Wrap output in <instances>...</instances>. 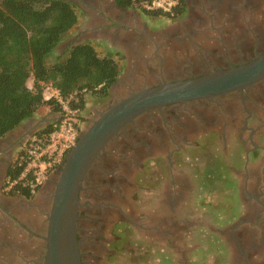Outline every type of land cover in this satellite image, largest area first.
<instances>
[{"label": "flooded vegetation", "instance_id": "1", "mask_svg": "<svg viewBox=\"0 0 264 264\" xmlns=\"http://www.w3.org/2000/svg\"><path fill=\"white\" fill-rule=\"evenodd\" d=\"M66 1L90 16L89 24L98 21L102 29L114 28L109 44L123 55L121 73L95 114L81 110L80 133L131 92L240 66L264 55V0H186L184 11L174 16L153 14L156 9L139 0L127 7L118 0ZM93 29L81 35L91 37ZM56 50L60 53V45ZM48 121L38 120L31 129L23 123L16 128L21 131L17 136L14 130L0 138V220H7L3 223L10 235L27 237L25 264L44 259L42 237L52 192L68 153L32 197L16 189L21 180L9 184L10 170L32 138L51 125ZM189 160L198 166L189 170ZM191 169L201 174L202 187L212 188H203V197H222L213 208L227 213L224 228L205 225L188 213L195 190ZM141 181L143 186L146 181L152 184L150 192L161 197L160 213L139 206L137 199L145 206L146 194ZM79 199L82 264H139L161 247L158 264H210L196 253L201 245L187 243L194 232L204 245L207 233L222 234L223 264H264V80L243 92L171 103L137 115L92 164ZM181 242L182 249L177 247ZM130 245L139 252L131 253Z\"/></svg>", "mask_w": 264, "mask_h": 264}, {"label": "trees", "instance_id": "2", "mask_svg": "<svg viewBox=\"0 0 264 264\" xmlns=\"http://www.w3.org/2000/svg\"><path fill=\"white\" fill-rule=\"evenodd\" d=\"M118 2L127 7L134 0ZM184 5L180 0L176 11L182 13ZM78 21L76 6L66 0H0V138L43 106L62 111L55 97L45 98L46 85L51 84L79 109L85 106L86 92L107 96L121 73L112 54L100 55L92 42H83L72 46L65 58L58 54L51 62L58 44ZM30 78L32 87L28 85ZM55 125L39 134H48ZM27 164L25 153L11 168L10 179L19 178ZM32 177L30 173L26 179ZM16 187L28 197L34 195L22 183Z\"/></svg>", "mask_w": 264, "mask_h": 264}, {"label": "water", "instance_id": "3", "mask_svg": "<svg viewBox=\"0 0 264 264\" xmlns=\"http://www.w3.org/2000/svg\"><path fill=\"white\" fill-rule=\"evenodd\" d=\"M264 80V55L185 80L162 81L111 103L80 133L58 171L48 211L45 254L41 264H82L78 240L79 193L92 164L108 143L137 115L171 103L213 98Z\"/></svg>", "mask_w": 264, "mask_h": 264}, {"label": "rangeland", "instance_id": "4", "mask_svg": "<svg viewBox=\"0 0 264 264\" xmlns=\"http://www.w3.org/2000/svg\"><path fill=\"white\" fill-rule=\"evenodd\" d=\"M186 1V0H184ZM78 9V7H76ZM79 11V10H78ZM91 17L89 16V18L82 14L79 11V21L78 23L75 25V27L69 32L70 33H75L76 31H81L84 28H86L89 25ZM178 20V19H177ZM164 28H166L165 26H162ZM171 27V26H169ZM79 33V32H78ZM60 54L59 51H55L54 55L51 57V62L54 61V57L55 55ZM119 52H116L115 56L117 57V59L119 60V62L122 61V57L123 55H119ZM114 56V57H115ZM57 57V56H56ZM122 63V62H121ZM28 85L30 87L33 86V78H30L28 80ZM50 86V87H49ZM58 94V90H56V88H54L51 84L46 85L45 87V97L46 96H50L52 95V93ZM84 102H85V106L83 108L86 109V111H84V114L88 115H92L93 113L95 114L94 108L96 106H99V102L101 103V96L99 95H94L92 92H86L84 95ZM84 109V110H85ZM55 113V115H53ZM59 112L54 111L53 109H51L48 106H43L41 107L36 113H35V117H39V116H46V118L49 120L48 122L50 124H52L53 122H55V117L57 116ZM48 114L51 115V117H48ZM90 115V116H91ZM93 117V116H92ZM29 147V146H28ZM27 147V149L29 150V148ZM26 149V150H27ZM27 150V152H28ZM190 165L188 166V169L190 170L191 165H195V162L193 160H189ZM198 165H195L194 167H196ZM31 168L35 167L27 164L25 171L31 172L33 175H35V171ZM194 169V168H193ZM191 169V171H189L190 175L192 176L193 182H194V187L195 190L192 192L191 196L189 197V203H190V210L191 212L190 215L192 216V219H198L199 221L202 220L205 225H212L214 227L217 228H221L225 225H223L224 222V216L227 213H223L222 210L218 209V208H213L214 206H218L221 203V196H215V195H208V196H204L202 195V193H205L207 189L208 192H210V190L212 189L210 186H201V180H199L198 177L201 176V174L199 173V176H197V174L194 172V170ZM38 172H41L42 168H37ZM52 170V169H51ZM51 170L47 171L46 173L41 174V180H42V184L49 178L50 174H51ZM43 172V171H42ZM194 172V173H192ZM199 180V181H198ZM191 181V180H190ZM159 182V181H157ZM161 182V181H160ZM142 183V181H141ZM155 189L157 186H154ZM141 189H143L142 193L145 194V206L142 205V203H140L139 199H137V202L139 203V206L142 207V209H144V211L148 212L150 211L151 213L153 212H161V206L159 205V200L161 197L156 196L157 193H155V191H153V193H151L150 191L151 188H153L152 184H149L148 181L145 182L144 186L143 183L140 186ZM204 188V190H203ZM211 188V189H210ZM143 195H141L142 198ZM147 197V198H146ZM223 205H225V202L223 203ZM215 209V211H214ZM224 214V215H223ZM197 224V223H196ZM197 234L196 232L191 233L189 235V239L190 241H187L188 244H196V245H201L200 250H196L199 254V256L201 255H205L203 258H206L208 261L210 260V264H218V263H222L223 262V253L225 252V250H222L223 246L221 243H223V238H222V234H218L216 235L215 233H207L206 236V242L204 241L205 245L203 244V242L201 241V238H203L202 236L198 235V237L195 235ZM137 237V236H136ZM138 238V237H137ZM208 238L210 240H208ZM209 242V243H208ZM131 246V245H130ZM129 246V248H130ZM133 246H131L132 248ZM178 248L182 249L183 245L182 242L178 243ZM200 248V247H199ZM198 248V249H199ZM139 251H134L132 248V252L131 253H138ZM163 249L161 248H157L153 253L148 255V258L144 261L143 259H139L138 262L139 264H158L159 262V258H160V254L159 253H163ZM222 253V254H221ZM225 255V254H224ZM198 256V255H196ZM124 258H130L127 256H124ZM196 259H200L198 257H195ZM202 258V257H201ZM136 262L137 264V260L133 261L132 264H134ZM120 264H131L130 261H122ZM223 264V263H222Z\"/></svg>", "mask_w": 264, "mask_h": 264}, {"label": "built area", "instance_id": "5", "mask_svg": "<svg viewBox=\"0 0 264 264\" xmlns=\"http://www.w3.org/2000/svg\"><path fill=\"white\" fill-rule=\"evenodd\" d=\"M143 5L148 9H156L161 12L174 16L179 6L180 0H141ZM50 87V86H49ZM55 97L62 105L61 116L57 121L54 129L48 134L34 136L29 144V150L26 152L28 164L34 168L35 175L27 178L31 172L23 171L19 178L13 180L10 185L22 181L24 186L35 192L42 184L41 174L51 170L57 164H60L65 154L76 144L80 135L79 119L81 109L72 107L70 99H64L60 93L54 92L46 98ZM37 168H42L38 172ZM43 171V172H42Z\"/></svg>", "mask_w": 264, "mask_h": 264}, {"label": "crops", "instance_id": "6", "mask_svg": "<svg viewBox=\"0 0 264 264\" xmlns=\"http://www.w3.org/2000/svg\"><path fill=\"white\" fill-rule=\"evenodd\" d=\"M78 11V9H77ZM79 14V11H78ZM103 20V17H101ZM103 24L95 21L94 23H90L86 28H94L92 30L93 35L91 37H85L82 36L81 33L84 28L81 31H76L75 33H68L65 35L64 39L60 42V55L65 58L68 55V52L70 48L76 44H80L83 42H92L97 50V52L100 55H106V54H116L114 52L113 47L111 44H109V40L111 39V31L114 30V28H104L102 29ZM79 32V33H78ZM109 39V40H108ZM66 44V45H65ZM68 44V45H67ZM68 46V47H67ZM115 56V55H113ZM114 59L119 62L117 57L115 56ZM121 65V66H120ZM120 70H122L123 64H120ZM52 115V114H51ZM51 115L48 114V117H51ZM55 115V113L53 114ZM60 118V113L57 114L55 117V120H58ZM38 120H48L46 116H39L35 117L32 116L28 118L26 121L23 123H27L28 127L27 128H32L34 127L37 123ZM21 123V124H23ZM20 124V125H21ZM20 125L16 128H19ZM14 129L15 132L13 136H17L21 131ZM26 127H22L20 130H25ZM12 130V131H14ZM10 131V132H12ZM10 132L8 134H10ZM6 134V135H8ZM5 135V136H6ZM1 214V213H0ZM7 220H0V264H25L26 256H25V250L27 247V237L24 235L20 239L10 235L9 231L6 229V226L4 225L3 222ZM10 222V221H9ZM8 225V222H6ZM23 231L25 232L26 229L22 228ZM24 251V253H23ZM23 255V257L21 256ZM20 263H19V262Z\"/></svg>", "mask_w": 264, "mask_h": 264}, {"label": "clouds", "instance_id": "7", "mask_svg": "<svg viewBox=\"0 0 264 264\" xmlns=\"http://www.w3.org/2000/svg\"><path fill=\"white\" fill-rule=\"evenodd\" d=\"M59 44H60V43H59ZM59 44H58V46H59ZM45 98H46V97H45ZM51 98H52V97H51ZM47 99H48V98H47ZM81 110H82V109H81ZM59 113H60V116H61V112H59ZM58 120H59V119H58ZM58 120H55V122H53V123H57ZM53 123H52V124H53ZM41 135H42V134H41Z\"/></svg>", "mask_w": 264, "mask_h": 264}]
</instances>
